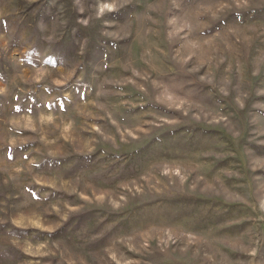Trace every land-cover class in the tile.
I'll return each mask as SVG.
<instances>
[{
  "label": "rangeland",
  "instance_id": "374dc122",
  "mask_svg": "<svg viewBox=\"0 0 264 264\" xmlns=\"http://www.w3.org/2000/svg\"><path fill=\"white\" fill-rule=\"evenodd\" d=\"M0 264H264V0H0Z\"/></svg>",
  "mask_w": 264,
  "mask_h": 264
}]
</instances>
